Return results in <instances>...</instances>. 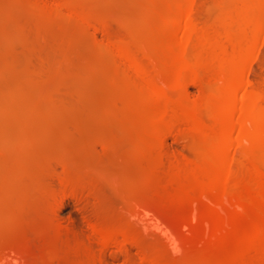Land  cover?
<instances>
[{"label":"rangeland","instance_id":"obj_1","mask_svg":"<svg viewBox=\"0 0 264 264\" xmlns=\"http://www.w3.org/2000/svg\"><path fill=\"white\" fill-rule=\"evenodd\" d=\"M219 1L207 0V5L217 3L219 11ZM153 2L0 0L4 264H137L145 252L167 254L162 240L142 233L131 214L149 202L168 223L188 214L174 216L176 206L161 188L166 170L146 183L156 164L137 152L139 131L128 128L126 104L134 96L125 91L126 74L119 71L113 51L101 44L108 37L113 48L120 41L137 51L149 47L161 24L145 20ZM214 7L208 8L212 15L207 10L204 15L212 18ZM209 16L205 19L212 21ZM91 24L104 25L106 32H94ZM261 54L254 64L255 79L264 75V48ZM190 93L198 94L199 88L190 87ZM166 140L165 151L171 155L188 150L185 140ZM64 189L67 196L57 208ZM95 225L101 230L128 227L138 232L142 246L104 249ZM202 242L188 241L181 255L218 264L234 245L219 248Z\"/></svg>","mask_w":264,"mask_h":264},{"label":"bare ground","instance_id":"obj_2","mask_svg":"<svg viewBox=\"0 0 264 264\" xmlns=\"http://www.w3.org/2000/svg\"><path fill=\"white\" fill-rule=\"evenodd\" d=\"M160 1L145 17L161 23L149 47L137 51L120 41L113 48L108 37L101 42L124 69L125 91L134 96L126 111L129 130L139 131L137 152L156 164L146 183L166 170L161 188L176 206L174 216L188 214L168 223L152 202L133 211L139 230L157 235L167 250V256L145 252L137 264H202L181 255L190 240L234 244L218 264H264V75L252 77L264 48V0H220L219 11L207 0ZM207 6L216 7L214 17ZM91 28L106 32L102 24ZM192 86L198 94L191 95ZM169 137L185 140L188 150L181 143L179 156L166 152ZM66 190L55 207L63 205ZM95 231L104 249L142 246L128 227L95 225Z\"/></svg>","mask_w":264,"mask_h":264}]
</instances>
